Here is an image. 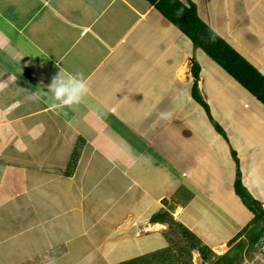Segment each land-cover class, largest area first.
Returning a JSON list of instances; mask_svg holds the SVG:
<instances>
[{"label":"crops","instance_id":"crops-1","mask_svg":"<svg viewBox=\"0 0 264 264\" xmlns=\"http://www.w3.org/2000/svg\"><path fill=\"white\" fill-rule=\"evenodd\" d=\"M180 1L264 76V0ZM237 170L264 207V106L147 0H0V264H197L168 223L236 247Z\"/></svg>","mask_w":264,"mask_h":264},{"label":"trees","instance_id":"trees-1","mask_svg":"<svg viewBox=\"0 0 264 264\" xmlns=\"http://www.w3.org/2000/svg\"><path fill=\"white\" fill-rule=\"evenodd\" d=\"M147 1L264 106V76L223 39L208 31L207 26L197 16L194 5H186L180 0ZM192 94L193 98L206 108V104L200 97L196 87L193 88ZM216 129L221 131L218 125H216ZM234 187L236 193L253 213L250 224L243 228L234 240L247 232L246 236L249 242L251 245H254L264 235V207L245 190L238 170ZM168 230L172 233H176L178 230L180 235L184 238L186 243L185 246L188 250H197L202 260L207 264H218L217 262L210 261V257L222 259L223 256H225L215 255V253L203 245L191 231L174 220L168 223ZM242 242H239L234 248V250L236 249V253L242 250ZM174 243H176V241H174ZM234 258L235 256L223 261L221 264H234Z\"/></svg>","mask_w":264,"mask_h":264},{"label":"clouds","instance_id":"clouds-1","mask_svg":"<svg viewBox=\"0 0 264 264\" xmlns=\"http://www.w3.org/2000/svg\"><path fill=\"white\" fill-rule=\"evenodd\" d=\"M48 0H44L47 6ZM90 86L84 76L80 73L61 75L60 73L53 77L51 84L48 86V92L53 100V107L74 108L81 104L90 94ZM39 92L33 93L31 99L38 100ZM150 115V113H148ZM158 119L168 121L172 119L171 112L159 113Z\"/></svg>","mask_w":264,"mask_h":264},{"label":"rangeland","instance_id":"rangeland-1","mask_svg":"<svg viewBox=\"0 0 264 264\" xmlns=\"http://www.w3.org/2000/svg\"><path fill=\"white\" fill-rule=\"evenodd\" d=\"M243 248L239 253H236L234 248L228 250L227 254L224 252V249L214 251L215 255H225L222 259L216 257H210V261L217 262L221 264L223 261L230 259L235 256L233 259L234 264H264V235L259 239V241L251 245L248 237L245 235L243 240ZM201 257V256H200ZM197 257L195 262L197 264H207L202 258Z\"/></svg>","mask_w":264,"mask_h":264},{"label":"water","instance_id":"water-1","mask_svg":"<svg viewBox=\"0 0 264 264\" xmlns=\"http://www.w3.org/2000/svg\"><path fill=\"white\" fill-rule=\"evenodd\" d=\"M161 203L165 205L170 213H175L177 211L175 204L171 203L167 198H163Z\"/></svg>","mask_w":264,"mask_h":264}]
</instances>
